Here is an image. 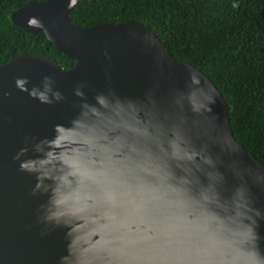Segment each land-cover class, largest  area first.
Wrapping results in <instances>:
<instances>
[{
	"label": "water",
	"instance_id": "obj_1",
	"mask_svg": "<svg viewBox=\"0 0 264 264\" xmlns=\"http://www.w3.org/2000/svg\"><path fill=\"white\" fill-rule=\"evenodd\" d=\"M94 1H29L9 14L72 66L30 53L0 65V264H148L146 244L113 251L94 216L69 210L74 170L98 171L145 145L175 153V167L210 192L206 211L219 224L255 221L264 249V165L232 136L220 93L136 21L68 20L76 3ZM157 227L130 217L121 230L147 241Z\"/></svg>",
	"mask_w": 264,
	"mask_h": 264
},
{
	"label": "trees",
	"instance_id": "obj_2",
	"mask_svg": "<svg viewBox=\"0 0 264 264\" xmlns=\"http://www.w3.org/2000/svg\"><path fill=\"white\" fill-rule=\"evenodd\" d=\"M29 1L0 0V65L19 53L72 62L42 32L24 33L9 14ZM237 7L233 8L232 5ZM77 27L136 21L173 57L202 72L224 99L234 139L264 165V0H95L67 13Z\"/></svg>",
	"mask_w": 264,
	"mask_h": 264
},
{
	"label": "clouds",
	"instance_id": "obj_3",
	"mask_svg": "<svg viewBox=\"0 0 264 264\" xmlns=\"http://www.w3.org/2000/svg\"><path fill=\"white\" fill-rule=\"evenodd\" d=\"M174 156L145 145L98 171L74 170L70 212L94 216L108 231L113 251L146 244L153 253L148 264H264L255 221L242 229L219 224L206 211L213 203L210 192L186 178ZM89 166L96 167L91 159ZM130 217L151 218L158 225L155 235L131 240L121 230Z\"/></svg>",
	"mask_w": 264,
	"mask_h": 264
}]
</instances>
